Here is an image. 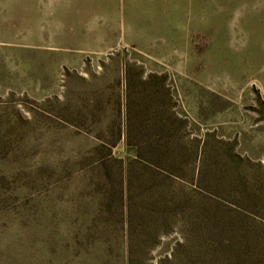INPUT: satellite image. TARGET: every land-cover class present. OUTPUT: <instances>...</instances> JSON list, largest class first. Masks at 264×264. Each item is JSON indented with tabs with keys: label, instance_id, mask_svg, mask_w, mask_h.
I'll return each mask as SVG.
<instances>
[{
	"label": "rangeland",
	"instance_id": "rangeland-1",
	"mask_svg": "<svg viewBox=\"0 0 264 264\" xmlns=\"http://www.w3.org/2000/svg\"><path fill=\"white\" fill-rule=\"evenodd\" d=\"M128 72L143 128L156 75L151 114L175 112L209 172L231 150L264 171V0H0V264H127L124 215L114 233L96 219V149L121 131L113 156L134 155ZM182 240L163 237L151 262Z\"/></svg>",
	"mask_w": 264,
	"mask_h": 264
},
{
	"label": "trees",
	"instance_id": "trees-1",
	"mask_svg": "<svg viewBox=\"0 0 264 264\" xmlns=\"http://www.w3.org/2000/svg\"><path fill=\"white\" fill-rule=\"evenodd\" d=\"M128 76L125 137L134 155L113 156L121 131L112 144L103 142L96 149L98 173L109 184L96 219L101 217L105 231L114 233L118 214L124 215L127 264H264V226L251 218L252 214L264 217L261 165L248 170L244 163L249 161L231 150L225 163L209 172L205 161H200V146L179 139L177 123L183 121L177 114L171 110L151 114L158 101L151 86L156 75L141 82L152 99L145 110L152 124L143 128L140 113L137 116L132 108L129 72ZM96 103L94 112L100 107ZM210 192L233 197L243 211L222 207ZM175 231L183 240L170 255L151 262L150 254L162 238Z\"/></svg>",
	"mask_w": 264,
	"mask_h": 264
}]
</instances>
